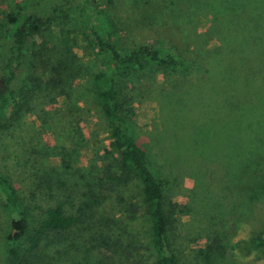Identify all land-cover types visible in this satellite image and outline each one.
<instances>
[{
    "label": "rangeland",
    "instance_id": "1",
    "mask_svg": "<svg viewBox=\"0 0 264 264\" xmlns=\"http://www.w3.org/2000/svg\"><path fill=\"white\" fill-rule=\"evenodd\" d=\"M19 3L28 15L55 17L34 40L42 55L43 47L56 55L25 71L34 82L0 128V173L19 187L33 227L59 203L81 218L45 242L38 264L156 261L142 183L107 177L123 172L93 97L100 64L92 29L105 22L120 48L171 45L192 63L120 84L124 106L135 110L133 137L170 182L166 200L178 214L169 236L180 264H264L252 243L264 232V0H0V25ZM90 191L99 199L86 208ZM7 230L0 207V264Z\"/></svg>",
    "mask_w": 264,
    "mask_h": 264
},
{
    "label": "trees",
    "instance_id": "2",
    "mask_svg": "<svg viewBox=\"0 0 264 264\" xmlns=\"http://www.w3.org/2000/svg\"><path fill=\"white\" fill-rule=\"evenodd\" d=\"M54 20L55 17L43 19L37 15H28L25 13V7L19 3L12 7L0 25L2 37L0 57H3L1 53L3 49L8 53V57L4 58L0 65V128L10 120L8 112L11 109L20 107L29 99L27 92L30 88L27 81L31 85L35 76L27 75L26 80L25 71L28 72L30 68L36 66L44 55L48 63H52V59L49 58L53 50L43 47L45 54L42 55L40 49H37L39 45L34 37ZM92 46L100 64L99 71L93 75L96 111L110 127V149L117 156L118 166L123 172L122 176L107 177L123 186L131 184L134 180L142 183L143 196L152 223L151 242L155 252V264H180L176 248L169 236L172 226L177 221L178 206L168 205L165 194L170 182L160 178L151 168L145 150L131 133L128 120L135 115V110L132 104H129L128 109L124 106L120 84L124 80L154 70L176 74L190 69L192 63L171 45H138L128 50L120 48L116 44L109 22H105L101 28L92 29ZM52 84H54L52 81L49 82L50 86ZM16 113L20 114V110ZM63 163L68 164L67 157ZM238 180L246 184V187H250L243 178L239 177ZM90 193L91 200L85 203L86 208H91L99 199L96 193L92 191ZM0 207L8 224V230L2 239L6 264H38L37 258L45 249L46 241L53 236L71 231L81 222L80 217L68 216L62 203H59L45 209L42 220L33 227L25 197L15 182L2 173ZM80 212L83 214L84 211L81 209ZM252 243L264 250V232L256 235ZM133 264H144V261L134 258Z\"/></svg>",
    "mask_w": 264,
    "mask_h": 264
}]
</instances>
